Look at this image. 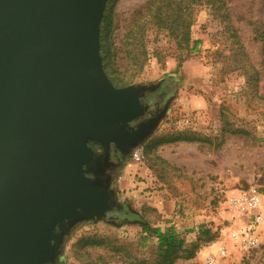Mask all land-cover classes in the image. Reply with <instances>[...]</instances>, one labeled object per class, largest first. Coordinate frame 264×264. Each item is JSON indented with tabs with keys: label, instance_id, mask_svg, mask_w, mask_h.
<instances>
[{
	"label": "rangeland",
	"instance_id": "obj_1",
	"mask_svg": "<svg viewBox=\"0 0 264 264\" xmlns=\"http://www.w3.org/2000/svg\"><path fill=\"white\" fill-rule=\"evenodd\" d=\"M147 2L117 0L116 48ZM255 29L264 32L262 0H227L222 15L200 6L191 27V39L200 44L179 69L166 33L147 31L148 61L128 86L156 87L148 95L162 98L154 118L161 117L152 134L109 169L110 192L120 209L104 220L73 226L57 264H155L156 239L143 232L145 226L171 227L187 246L200 226L217 234L192 260L175 264L210 259L213 264H264V62ZM129 64L118 63L125 78L133 71ZM183 132L208 138L210 145L176 142L143 155L155 138ZM136 150L139 160L133 157ZM251 192L260 197L259 210L247 215L229 205L230 198ZM256 215L262 220L249 244L245 231ZM86 237L103 241V247H83L79 241Z\"/></svg>",
	"mask_w": 264,
	"mask_h": 264
},
{
	"label": "water",
	"instance_id": "obj_2",
	"mask_svg": "<svg viewBox=\"0 0 264 264\" xmlns=\"http://www.w3.org/2000/svg\"><path fill=\"white\" fill-rule=\"evenodd\" d=\"M107 1L0 0V264H57L73 226L119 210L88 143L126 154L161 117L135 124L156 87L103 71Z\"/></svg>",
	"mask_w": 264,
	"mask_h": 264
},
{
	"label": "trees",
	"instance_id": "obj_3",
	"mask_svg": "<svg viewBox=\"0 0 264 264\" xmlns=\"http://www.w3.org/2000/svg\"><path fill=\"white\" fill-rule=\"evenodd\" d=\"M227 0H149L142 10L137 12L138 21L124 34L121 48H116L113 34L117 29L115 23L114 8L117 0H108L100 22L99 32V54L105 75L116 88L127 87L136 75L140 74L148 61V53L145 44V36L149 29L166 33L176 49L177 68L179 69L192 54L197 52L200 41L191 39V27L194 24L195 14L200 6H208L215 14H224ZM264 4V0H262ZM222 12V13H221ZM255 40L261 43L262 64L264 62V32L255 29ZM118 53L121 58L117 59ZM157 62L162 64L163 60L158 53ZM122 60L130 62L133 71L128 78L125 72H120L118 63ZM128 68V66H127ZM176 142H199L210 145L208 138H201L195 133L183 132L167 134L155 138L143 147V155L147 156L151 150L158 146ZM96 152L100 146L95 143L91 146ZM148 226V225H147ZM144 233H149L156 239L157 252L155 264H175L178 260H192L196 253L205 245L214 242L217 234L200 226L194 242L186 245L184 238L173 228L161 230L159 228L148 229L144 227ZM83 247H103L104 242L96 237H86L79 241Z\"/></svg>",
	"mask_w": 264,
	"mask_h": 264
},
{
	"label": "flooded vegetation",
	"instance_id": "obj_4",
	"mask_svg": "<svg viewBox=\"0 0 264 264\" xmlns=\"http://www.w3.org/2000/svg\"><path fill=\"white\" fill-rule=\"evenodd\" d=\"M147 97H144L141 99V103L144 107V114L140 116V118L135 122V124L148 121L149 119H152L157 116L156 112V102L160 103L162 98L160 97H152L151 95H146ZM134 124V125H135ZM95 144L94 142H89L88 145L91 147ZM101 150H98L96 152V157L98 158V161L100 163L98 170L100 171L98 174V177L101 181V189L104 193L109 194L111 196V200H114L113 195L110 192V180L109 176L107 175L109 173V169H112L114 166V162L120 161L125 157V154H122L119 150L116 149L114 145H111L108 153L106 154L104 150L100 147ZM95 153V152H94ZM118 210H114L113 212H109L106 217L111 216ZM123 210H120L122 212Z\"/></svg>",
	"mask_w": 264,
	"mask_h": 264
},
{
	"label": "built area",
	"instance_id": "obj_5",
	"mask_svg": "<svg viewBox=\"0 0 264 264\" xmlns=\"http://www.w3.org/2000/svg\"><path fill=\"white\" fill-rule=\"evenodd\" d=\"M135 160H139L141 157V153L139 151H135L133 154ZM229 205L233 207L235 211H238L242 214H251L253 210L260 209V197L257 193L251 192L246 196L233 197L228 200ZM262 220L260 215L253 216L252 220L248 222V226L246 228V243L253 244L255 242V238L251 237V234L254 233L255 227H257ZM224 252V251H223ZM206 264H213V260L210 259L206 262Z\"/></svg>",
	"mask_w": 264,
	"mask_h": 264
}]
</instances>
